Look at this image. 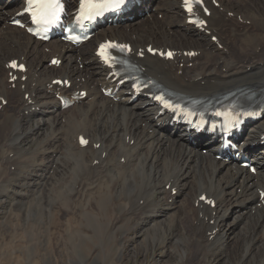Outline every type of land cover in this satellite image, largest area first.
I'll return each mask as SVG.
<instances>
[{
  "label": "bare ground",
  "instance_id": "bare-ground-1",
  "mask_svg": "<svg viewBox=\"0 0 264 264\" xmlns=\"http://www.w3.org/2000/svg\"><path fill=\"white\" fill-rule=\"evenodd\" d=\"M8 1L0 0V102L8 101L0 110V165L15 168L6 172L0 183V193L9 206L7 212H19L23 218H46V222L42 218L34 222L42 229L50 225V234L53 224L60 223L61 214L78 216L83 212L89 225L101 229V241L112 233L115 245L125 239L128 228H137L134 240L138 244L155 247L167 241V256L177 259L180 255L185 264H264V204L260 199V191H264V147L257 144L264 119L246 131L245 144L240 148L246 149L245 155H253L258 172L252 175L232 158L216 160L212 140L190 135L179 127L170 128L167 116L158 117L159 110L151 101L130 103L127 88L119 91L116 102L102 96L101 85L115 88V84L106 81L107 72L93 51L109 36L127 39L135 48L152 44L182 54L195 48L201 51L197 59L177 57V63L193 62L192 68L182 70L177 63L150 56L142 64L159 84L191 97L240 86L258 92L264 90V51L255 52L264 44V5L260 0H219L223 10H212L209 30L221 37L227 52L220 51L206 34L184 25L179 0H150L128 15L135 18L132 23L105 28L104 36L80 49L66 47L58 40L44 45L10 27L3 11L13 16L21 8ZM155 12L164 14L165 19L156 20ZM142 13L144 16L138 17ZM233 14L250 21L252 29L230 18ZM223 35H228L226 41ZM248 36L253 38V43L249 40L252 50L244 45ZM237 38L241 43L244 38L238 51L234 48ZM56 56L63 65L50 67L46 60ZM15 59L28 67L20 76L26 81L19 77L13 90L6 65ZM181 70L184 77L179 76ZM60 77L71 80L74 91L87 90L88 98L68 111L61 110L53 85ZM81 135L90 139L87 148L79 146ZM203 149H208L207 155ZM203 194L216 201L215 208L199 201ZM231 217L237 222L235 227L229 224ZM246 218L253 221L249 227L243 221ZM27 226L30 229L32 224ZM58 236L53 234L47 243L56 246ZM75 238H70L71 249L82 242H74ZM138 244L134 242L133 250L139 249Z\"/></svg>",
  "mask_w": 264,
  "mask_h": 264
},
{
  "label": "rangeland",
  "instance_id": "rangeland-1",
  "mask_svg": "<svg viewBox=\"0 0 264 264\" xmlns=\"http://www.w3.org/2000/svg\"><path fill=\"white\" fill-rule=\"evenodd\" d=\"M230 1L236 2V3L239 2V0H230ZM241 1H243V0H241ZM249 3H250V1H249ZM260 3H262L264 5V0H260ZM250 6L253 7V5H250ZM4 13L5 12L3 11V16L5 18L7 17V19H9L11 14H8V13L4 14ZM149 14L150 13L148 12L147 15H149ZM156 16L158 18V19L156 18V20H158V21L164 19V17H163L164 14L163 15L158 14ZM234 16L235 15H231L230 18L231 17L235 18L241 24H245L249 29H252V25H251L250 21L249 22L248 21H242V19L239 18L240 15H237L236 17H234ZM242 27L243 26H239V29H241ZM256 32H258V30H256ZM227 36L228 35H223L224 40L225 39L227 40ZM229 36H231V35L229 34ZM209 38H211V37H209ZM245 38L247 39V41H244V38L242 39L244 41V45L245 46L249 45L248 49L252 50L251 49L252 44L249 43V40H250V42L253 43V38H250V36L245 37ZM0 41H3V38H0ZM235 41H236V47L234 46V48L236 50V49H238L237 47H240V44H243V41L241 43L240 39H238V38ZM224 48H225V44H224ZM224 48L223 49L220 48V51L227 52L228 48L227 49H224ZM45 50L47 53L48 49H45ZM236 51H238V50H236ZM262 51H264V44L262 45V48L260 47L259 49H255L256 54H260ZM258 56H260V55H258ZM49 59L46 60V63H49ZM186 67L192 68L188 65H185L184 67H182V69H185ZM180 68H181V65H180ZM179 76L184 77L182 72H181V74L179 73ZM196 82H199V80H196ZM8 154H10V156L12 155V153H8ZM203 154H204V152H203ZM204 155H207V153H205ZM0 162H1V155H0ZM8 167L9 166H5L2 168V166L0 165V183L3 182L2 180L4 179L3 177H4V174L6 175V172H8L9 170L12 171V169H13V172L15 171L14 167H9V169H7ZM3 170H5V172ZM15 185H16V183H15ZM158 195H159V193H157V196ZM3 196H4V194L0 193V264H185L186 263V261H183V263L180 261V255L177 256V259H171L169 256H167V253H168L167 252L168 249L166 247L167 241H163L164 243L162 241H160V242H158V246H155V247L154 246L151 247L149 245L145 246L144 244H141V243L138 244V242H136L134 240L136 237L135 230L137 228L136 229L134 228V231L132 230L133 228H130V229L128 228L127 233H126L127 237L125 236V239H124L125 241L124 240L122 242L117 241L116 242L117 246H116V244L114 245V243L116 241L115 240V234L110 235L112 233H109V232H108L109 234H106V237H104V240L101 241L99 238H101L102 235L98 231V229H100V228L97 226L89 225L90 222L87 221L88 220V218H86L87 215H86V213H83V212L77 213L78 214V216L76 215L77 217L75 215L68 216L67 213L61 214L60 219L62 222L60 221V223L58 222L57 224H53L54 225L53 226L54 231L52 230L53 233L51 232V234L52 235L54 234L55 237L60 235L61 238H60V240H58V242L55 243L56 246L52 247L53 242H50L51 246L49 245V243H47V241L49 239L53 238L52 235L48 232L49 228H51V226L46 225L44 227L45 229L44 228L42 229V228L38 227L39 222H37L38 224L34 222V221L42 218V216H38L39 218L35 217V218L30 219L29 217L23 218L19 212H13L12 214H9L7 212V207H9V206H7V201L4 199ZM191 204L192 203H190V205ZM5 207H6V209H5ZM5 214H6V216H5ZM80 214L81 215L83 214L84 217L81 216ZM18 218H20V219L22 218V219L20 220ZM85 218H86V221H85ZM233 219H234V217H231L229 219V224H231V227H235L237 224V222ZM246 219H244L243 221L246 223V227H249V224H252L253 221L250 218H246ZM41 220L46 222V218H42ZM72 220H74V221L72 222ZM79 221L81 222V224ZM247 221H249L250 223ZM27 223L32 224L30 229H28L29 227L27 226ZM77 223L79 224V226ZM62 224H64V225H62ZM35 225H37V227L39 229L36 228ZM55 225L58 228H56ZM47 226H48V228H47ZM76 228H79V229H76ZM84 228H86V229L83 230ZM46 229H48V230H46ZM80 229H82L83 231ZM79 230H80V232H79ZM41 231H42V233H41ZM89 231H91V232H89ZM236 231H237V229H236ZM66 232H67L68 236L70 234V237L66 236ZM72 232H74V233L72 234ZM57 233H58V235H56ZM93 233H94V235H93ZM98 233H99V235H98ZM42 235H43V238H42ZM70 238H72V239L75 238L74 242H79V240L82 241V242H79L80 245L75 244L76 250L70 248V245H72L71 243H73L71 241L74 240V239L70 240ZM43 239H46V240H43ZM83 240H84V242H83ZM146 240H150V237H146ZM63 241H65V243H63ZM134 242L139 245L138 246L139 249L133 250V248L135 247V245H133ZM235 242L236 241L234 240L233 244H235ZM46 245H48V247ZM57 245L59 247H57ZM141 245L145 246L146 249H143L142 247H140ZM45 247H47V248H45ZM63 247H64V249H63ZM180 250L181 249H177V252ZM210 264H216V263L210 262Z\"/></svg>",
  "mask_w": 264,
  "mask_h": 264
},
{
  "label": "snow or ice",
  "instance_id": "snow-or-ice-1",
  "mask_svg": "<svg viewBox=\"0 0 264 264\" xmlns=\"http://www.w3.org/2000/svg\"><path fill=\"white\" fill-rule=\"evenodd\" d=\"M28 2H29V10L31 11L32 16H33V22L39 23V22H41V20H43L44 22H50V19L54 18V13L50 14V16L41 14L44 12V10L46 8L52 7L51 0H28ZM119 3H122V0H101L100 3H96L95 0H85L86 6H88L90 8H101V7H103L105 5H109V4L112 6H116ZM200 4H202V0H185V7H186L187 11H189L190 13L193 12L194 5H200ZM20 26L23 27V25H20ZM29 31H31V29H29ZM108 48H116V49H119L121 51H124L125 49H127L128 51H131V49H128L126 45H118V44L103 45V46H101L100 55L103 56L106 61L110 59V57H108L105 53V49H108ZM150 51H151V49H150ZM167 55L169 57H171L172 53H168ZM53 63H59V62L53 61ZM11 67L16 68L17 64L13 63L11 65ZM57 83H59V82H57ZM81 143L86 144L87 141H84L82 139ZM202 199H203V197H202Z\"/></svg>",
  "mask_w": 264,
  "mask_h": 264
}]
</instances>
